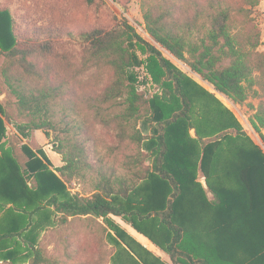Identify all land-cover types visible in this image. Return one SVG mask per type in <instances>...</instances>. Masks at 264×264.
Listing matches in <instances>:
<instances>
[{"label":"trees","instance_id":"trees-1","mask_svg":"<svg viewBox=\"0 0 264 264\" xmlns=\"http://www.w3.org/2000/svg\"><path fill=\"white\" fill-rule=\"evenodd\" d=\"M89 2L96 4L97 0ZM260 2L241 0L237 5L231 0H141L151 41L126 18H116L109 27L95 26L66 34L52 28L25 33L13 7L0 0V73L4 85L16 98L26 130L55 132V151L63 161L56 168L59 176L49 170L45 157L29 159L23 167L10 156L0 193L9 197L16 209L29 214L41 206L31 211L26 206L43 201L62 214V222L70 217L88 220L100 256L105 255L108 228L98 219L111 224L108 217L116 215L127 218L162 245L172 264H264V156L259 149L242 150V167L240 174L236 172L235 186L211 188L212 207L223 223L219 225L220 233H224L220 243L210 240L212 223L208 229L192 231L179 219L182 200L200 171L194 157L205 142L203 137L192 139L189 134L195 127L190 88L193 80L164 55L167 51L185 62L237 104L259 98L257 108L250 103L256 109L251 124L261 133L264 50L260 49ZM66 38L82 52L81 67L58 64L56 43ZM134 46L148 54L147 69L161 85L162 94L148 98L139 90ZM93 67L113 71L109 85L99 93L76 87L78 74ZM0 112L1 140L5 133V110L1 105ZM147 118L154 121L151 135L139 127V122ZM95 123L114 128L115 144L97 141L98 136L91 133ZM153 176L157 183L152 187L149 207L129 210L115 203V197L130 199L141 183ZM30 178L35 179V186L29 184ZM74 180L89 188L62 198L66 183ZM151 218L162 223L164 242L137 223V219ZM94 223L100 226L102 236L92 226ZM114 227L120 234L121 228ZM28 229L10 226L0 232V245L19 238L32 253L29 264H54L35 238L26 237Z\"/></svg>","mask_w":264,"mask_h":264},{"label":"rangeland","instance_id":"rangeland-1","mask_svg":"<svg viewBox=\"0 0 264 264\" xmlns=\"http://www.w3.org/2000/svg\"><path fill=\"white\" fill-rule=\"evenodd\" d=\"M231 1L237 5L241 4V0ZM4 2L5 5L13 7L16 17L22 23L21 27L27 30V32L24 31L25 33L52 28L66 34L68 31L78 32L95 26L109 27L115 24L116 18H126L144 38L152 41L145 27L141 0H97L96 4L90 3L89 0H4ZM259 8L263 12L259 19L263 32V43L260 49L264 50V0H261ZM56 46L59 49L57 61L60 66L69 64L81 67L83 54L75 43L66 38L58 40ZM133 49L138 55L134 72L138 77L139 90L148 98L162 94L161 85L152 79L147 69L148 54L138 46H134ZM164 55L193 80L190 88L195 103L192 111L195 127L189 134L192 139L201 136L205 142L194 157L200 171L196 182L182 200L179 219L192 231L208 229L212 223L210 240L212 238V242L220 243V240L224 239V233H220L219 225L223 223L216 214L217 209L212 207L211 201L214 194L211 188L222 189L235 186L236 172L240 174L242 167V150L249 152L259 149L264 156V129L258 133L251 124V117L256 109H253L250 103L257 108L260 99L250 98L244 104H237L221 96L212 84L204 81L185 62L167 51H164ZM2 63L3 56H0V66ZM112 76L113 71L108 67L89 68L78 74L76 87L99 93L109 85ZM0 105L5 110V115H2L5 118V133L0 140V181L9 169L7 159L10 156L15 157L23 167L29 159L45 157L49 170L61 176L56 170L58 166L63 165V161L62 155L55 151L57 144L55 132L25 129L24 119L20 117L16 108V98L4 85L1 73ZM139 127L145 134L151 135L154 121L150 118L141 120ZM236 130L245 133L237 134ZM92 131L98 136L97 141L101 144H115L113 127L95 123L91 133ZM144 149H147L146 144ZM30 151L33 152V157ZM151 160L148 161L151 162ZM156 183L157 177L153 176L143 181L130 199L115 197L114 201L125 209L144 210L151 204L150 198L154 192L152 187ZM29 184L35 186V179L30 178ZM87 188L89 185L80 184L76 180L67 182L62 198L77 191H85ZM38 204L41 209L29 214L27 211L16 209L15 203L0 193V232L10 226H27L29 229L26 237L35 238L38 247L42 249L46 257L54 260V264H172L162 245L150 238L143 230L136 228L127 218L111 215L108 217L111 224L121 228L118 235L116 228L104 221L108 230L103 245L105 255L100 256L99 246L93 241L94 234L89 233L88 220L70 217L67 222H62V214L57 213L53 205L43 201L28 205L26 208L31 211ZM99 220V222L102 221V219ZM137 223L144 230H150L153 234L155 232L156 240H163V242L166 240L159 219L151 218L144 221L137 219ZM215 224L213 229L212 226ZM92 226L97 227L98 235L102 236L100 226L95 223ZM202 241L207 242V239L202 237ZM144 242L151 248H147ZM30 252L27 244L19 238L6 241L0 245V264H29L32 258Z\"/></svg>","mask_w":264,"mask_h":264},{"label":"crops","instance_id":"crops-1","mask_svg":"<svg viewBox=\"0 0 264 264\" xmlns=\"http://www.w3.org/2000/svg\"><path fill=\"white\" fill-rule=\"evenodd\" d=\"M81 192V191H80ZM111 216H116V215H111ZM117 217V216H116ZM118 217H121V218H123L122 216H118ZM76 218H78V217H76ZM100 219H102V221H101V223H104L105 224V222H104V220H103V218H100ZM99 220V219H98ZM100 221V220H99ZM106 225V224H105ZM142 237H144V238H146L144 235H142ZM148 242H150L148 239H146ZM144 245L147 247V248H151L146 242H144ZM169 255V254H168ZM170 257V256H169ZM171 259V258H170ZM172 261V260H171ZM180 264V263H179Z\"/></svg>","mask_w":264,"mask_h":264},{"label":"bare ground","instance_id":"bare-ground-1","mask_svg":"<svg viewBox=\"0 0 264 264\" xmlns=\"http://www.w3.org/2000/svg\"><path fill=\"white\" fill-rule=\"evenodd\" d=\"M219 94H220L221 96H224V95H223L222 93H220V92H219ZM225 97H226V96H225ZM226 98H227V97H226ZM227 99H228V98H227Z\"/></svg>","mask_w":264,"mask_h":264}]
</instances>
